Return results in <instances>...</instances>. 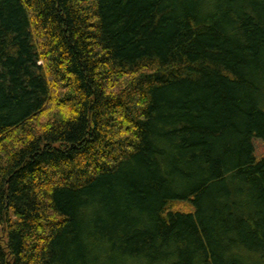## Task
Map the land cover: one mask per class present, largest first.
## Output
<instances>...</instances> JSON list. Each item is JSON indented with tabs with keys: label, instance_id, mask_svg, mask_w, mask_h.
<instances>
[{
	"label": "trees",
	"instance_id": "obj_1",
	"mask_svg": "<svg viewBox=\"0 0 264 264\" xmlns=\"http://www.w3.org/2000/svg\"><path fill=\"white\" fill-rule=\"evenodd\" d=\"M264 0H0V264H264Z\"/></svg>",
	"mask_w": 264,
	"mask_h": 264
},
{
	"label": "rangeland",
	"instance_id": "obj_2",
	"mask_svg": "<svg viewBox=\"0 0 264 264\" xmlns=\"http://www.w3.org/2000/svg\"><path fill=\"white\" fill-rule=\"evenodd\" d=\"M254 148V157L257 162L264 159V142L258 139L252 141Z\"/></svg>",
	"mask_w": 264,
	"mask_h": 264
}]
</instances>
